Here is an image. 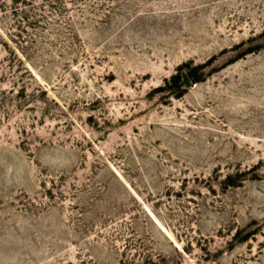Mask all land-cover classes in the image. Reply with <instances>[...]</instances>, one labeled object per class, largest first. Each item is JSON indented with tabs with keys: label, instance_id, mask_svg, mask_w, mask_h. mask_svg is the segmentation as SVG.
<instances>
[{
	"label": "rangeland",
	"instance_id": "374dc122",
	"mask_svg": "<svg viewBox=\"0 0 264 264\" xmlns=\"http://www.w3.org/2000/svg\"><path fill=\"white\" fill-rule=\"evenodd\" d=\"M0 264H264V0H0Z\"/></svg>",
	"mask_w": 264,
	"mask_h": 264
},
{
	"label": "water",
	"instance_id": "95a60500",
	"mask_svg": "<svg viewBox=\"0 0 264 264\" xmlns=\"http://www.w3.org/2000/svg\"><path fill=\"white\" fill-rule=\"evenodd\" d=\"M183 81H184V83H185V85H186V86H188V85H189V82L187 81V79H186V77H185V76H183Z\"/></svg>",
	"mask_w": 264,
	"mask_h": 264
}]
</instances>
